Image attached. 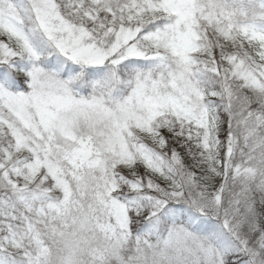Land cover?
Listing matches in <instances>:
<instances>
[{"label": "snow or ice", "instance_id": "snow-or-ice-1", "mask_svg": "<svg viewBox=\"0 0 264 264\" xmlns=\"http://www.w3.org/2000/svg\"><path fill=\"white\" fill-rule=\"evenodd\" d=\"M0 264H264V0H0Z\"/></svg>", "mask_w": 264, "mask_h": 264}]
</instances>
